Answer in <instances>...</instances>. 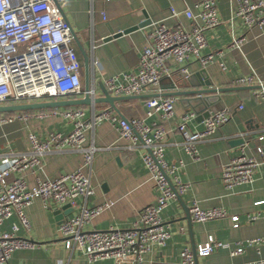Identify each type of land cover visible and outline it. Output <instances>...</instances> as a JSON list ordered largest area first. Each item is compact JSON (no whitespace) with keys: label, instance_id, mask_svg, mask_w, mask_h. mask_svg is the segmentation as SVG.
Here are the masks:
<instances>
[{"label":"crops","instance_id":"obj_1","mask_svg":"<svg viewBox=\"0 0 264 264\" xmlns=\"http://www.w3.org/2000/svg\"><path fill=\"white\" fill-rule=\"evenodd\" d=\"M235 2L219 0L220 24L207 33L206 51L216 54L215 61L204 67L195 56H191L185 63L190 71L188 77L176 71L172 77H164L158 84L151 85L148 93L162 94L210 86L231 87L236 85L233 81L237 77L246 74H254L264 82V27H246L242 18L235 15ZM196 4L197 0H65L62 5L63 15L76 37L74 44L84 68V88L83 52L89 61L90 88L94 89L96 96H101L104 94L105 77L137 68L142 48L150 41L153 21H164L168 25L181 23L189 27L192 20L184 11L190 7L197 12ZM172 7L180 12L178 16H171ZM145 20L149 22L144 26L107 40L105 38ZM234 38L240 39L239 45L234 44ZM257 87L214 94L220 98L211 108L228 107L231 116L215 133L198 144L199 158L196 159L185 150L184 136L177 127L182 114L193 109L185 100L187 95H175L177 100L171 116L162 118L159 113H155L146 118L147 122L157 120L166 127V159L169 162L181 159L184 161L180 173L182 179L190 183V188L164 209L163 217L170 225L172 236L164 246L153 245L145 254L144 264H180L183 247L194 248L206 241L209 235L229 242L230 247H234L239 241L246 243L249 239L264 237V202H258L264 200V162L258 167L252 183L228 189L221 179L224 163L237 154L240 147H246L248 154L264 160V152L261 154L256 150L257 145L264 142L259 138L264 135V98L256 95ZM84 95L65 94L56 99H72ZM146 98L117 100L118 110L108 102L93 101L90 104L8 112L15 117L12 121L0 124V152L29 150L30 132L44 138L52 131L66 133L72 130L73 122L62 114L55 113V109L81 106L86 110L87 116H91L95 111L111 107L119 117L145 116ZM39 100L45 99L33 101ZM202 108L203 106H198L199 110ZM43 110L45 114L40 113ZM19 114L27 116L19 118ZM192 126L202 128L203 119L196 117ZM86 135L85 144L98 147L91 164L82 166L83 153L65 146L43 154L39 165L27 169L23 175L33 185L39 177H56L82 166L90 175L94 193L87 199L79 197V205L65 213L63 219L62 214L55 212L62 204L45 206L41 198H35L26 209L31 226L29 229L21 227L18 233L35 239L39 244L33 248L15 250L3 264H119L114 258L92 261L80 249L68 248L59 233V224L78 213L82 205L93 206L110 200L113 203L95 215L84 228L131 226L139 210L155 201L157 196L152 174L142 160L147 148L138 145L130 154L122 153L121 147H127L130 141L123 138L117 126L108 120L96 123L87 130ZM19 175L20 171L13 172V176ZM194 198L202 207L222 206L229 214H238L241 219L239 226L234 227L229 216L207 221H193L191 216L188 219L186 210L189 213V205ZM250 214L260 216L252 220L248 219ZM14 222L19 223L17 214H13L0 229L11 231ZM231 250L229 247H220L207 256L198 255L196 263L232 264L264 258V242L260 245L246 244L245 250L238 254H232Z\"/></svg>","mask_w":264,"mask_h":264},{"label":"built area","instance_id":"obj_2","mask_svg":"<svg viewBox=\"0 0 264 264\" xmlns=\"http://www.w3.org/2000/svg\"><path fill=\"white\" fill-rule=\"evenodd\" d=\"M235 1V15L242 18L246 27H264V0ZM218 2L197 0V12L190 7L185 9L184 14L192 20L189 27L181 23L168 25L164 21H153L150 41L142 48L137 68L105 77L106 89L114 95L148 93L151 85L158 84L164 77H172L176 71L188 77L190 71L185 63L191 56H195L204 67L215 61L216 54L206 48L208 31L220 24ZM64 3L65 0H0V105L56 99L65 94L89 93L92 99L96 96L94 89L84 88L82 60L74 44L73 29L61 10ZM179 14L177 9L171 8V16ZM233 41L239 45L240 39L234 38ZM233 83L258 85L255 93L264 98V82L254 74L239 76ZM176 100L175 95L147 97L145 116L119 117L111 107L95 111L91 116H87L81 106L55 109V113L73 122L72 130L66 133L52 131L44 138L30 132L29 150L0 152V226L13 214L19 218V223H12L11 231L0 229V264L5 263L15 250L39 244L18 233L21 227L29 229L31 226L26 209L35 198H41L45 206L58 203L75 207L79 205V197L87 199L94 193L90 175L82 166L91 164L98 147L85 144L86 132L106 120L116 125L121 136L130 141L127 147H121L122 153L130 154L138 145L147 148L142 160L154 179L156 199L139 210L131 226L108 229H85L84 225L112 201L82 205L78 213L59 224V233L68 248L80 249L92 261L114 258L119 264H144L145 254L153 245H166L172 230L163 211L178 195L188 192L190 183L181 177L184 161L169 162L166 159V127L157 120L147 122L146 118L155 113L162 118L171 116ZM26 116L18 115L19 118ZM230 116L228 107L211 108L203 119V127L196 129L192 122L197 112L186 110L177 126L184 136L185 150L194 159L199 158L198 144L215 133ZM14 117L8 112H0V124L12 121ZM259 138L264 140V135ZM65 146L83 153V165L56 177H39L35 184H29L23 172L38 166L43 154ZM245 148L240 147L239 152L222 167L221 179L228 189L252 183L258 167L264 162L256 155L248 154ZM256 150L262 154L264 142L258 144ZM14 171H20V175L13 176ZM189 213L193 221L229 216L234 227L239 226L241 220L238 214H229L225 207H202L195 198L191 200ZM248 216L253 220L260 214ZM263 242L264 237H257L230 247L229 242L209 235L194 248L183 247L180 264H197L198 255L207 256L220 247H229L232 254H238L245 250L246 244L260 245ZM232 264H264V258Z\"/></svg>","mask_w":264,"mask_h":264},{"label":"water","instance_id":"obj_3","mask_svg":"<svg viewBox=\"0 0 264 264\" xmlns=\"http://www.w3.org/2000/svg\"><path fill=\"white\" fill-rule=\"evenodd\" d=\"M63 12V9H61ZM149 20L142 21L138 25H134L123 31H118L113 33L112 35L105 37L106 40L111 37H116L121 35L122 33H127L139 26H144L147 24ZM74 33V31H73ZM75 36V34H74ZM76 39V37H75ZM85 55L84 65H85V89L90 88L89 82V61L88 56L83 52ZM258 85H235L231 87H199V88H191V89H182L173 92H167L162 94H173V95H187L188 97L185 99L187 100L188 104L192 106V108L197 112V119H204L206 116L209 115L211 106L220 98L219 95H214L223 91L232 90V89H240L246 87H257ZM175 85H173V88ZM104 94L101 96H96L92 99L89 93H86L83 97H76L72 99H45L39 101H31V102H23V103H8V104H1L0 105V112H12V111H19L25 109H39V108H50V107H59L65 105H76V104H90L94 102H108L110 105L118 110L116 106V101L121 99L127 98H140V97H149L153 95H159L160 93H144L138 95H112L104 86H103ZM161 94V95H162ZM193 96V97H192ZM198 106H203L202 109H198ZM181 197V195H178ZM73 210L70 204H64L61 208H58L55 212L56 214H62L61 218H64L65 213H69ZM186 217L190 219V214L186 210ZM61 219V220H62ZM130 264V263H126Z\"/></svg>","mask_w":264,"mask_h":264},{"label":"rangeland","instance_id":"obj_4","mask_svg":"<svg viewBox=\"0 0 264 264\" xmlns=\"http://www.w3.org/2000/svg\"><path fill=\"white\" fill-rule=\"evenodd\" d=\"M82 72H84V68L82 67ZM83 79H84V75H83Z\"/></svg>","mask_w":264,"mask_h":264}]
</instances>
